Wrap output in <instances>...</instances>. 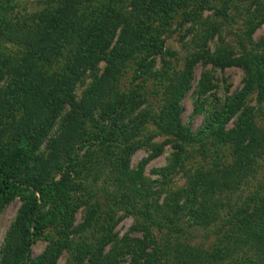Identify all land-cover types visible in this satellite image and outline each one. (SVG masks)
<instances>
[{
	"label": "rangeland",
	"instance_id": "rangeland-1",
	"mask_svg": "<svg viewBox=\"0 0 264 264\" xmlns=\"http://www.w3.org/2000/svg\"><path fill=\"white\" fill-rule=\"evenodd\" d=\"M109 1L0 0V92L11 105L0 120V168L24 187L37 185L50 192L40 202L26 263L97 264L109 253H124L115 264H135L130 240L148 236L144 227L150 226V236L170 264H177V253L184 249L203 253L205 264H235L239 252L223 261L214 257L228 229L216 233L222 217L235 221V211L250 194L264 193V151L241 157L233 142L219 143L211 124L216 115L227 113L223 123L228 132L246 112L247 122L262 132L253 139L263 144L259 90L243 100L239 111L229 110L246 84L245 70L202 61L180 102L189 135L180 150L174 147L176 138L163 133L157 122L195 51L264 57V0H230L223 16L216 10L227 0L176 3L149 22L143 41L101 94L89 98L87 90L103 74L105 63L77 82L73 95L78 107L73 111L58 93L48 101V84L41 91L28 90V84L57 83L74 45L56 37L55 55H34L28 45L6 39L4 29L45 15L49 35L66 17L65 9L100 11ZM251 23L259 24L252 33ZM72 112L79 118L75 134L64 146L51 148ZM124 147L133 148L130 156ZM178 151L177 170L163 178L160 171ZM124 166L131 172L143 167L137 184L119 178ZM28 203L29 196L18 193L0 209V264L6 237ZM209 211L210 217L203 218ZM258 250L257 245L245 246L241 253L256 257Z\"/></svg>",
	"mask_w": 264,
	"mask_h": 264
},
{
	"label": "trees",
	"instance_id": "trees-1",
	"mask_svg": "<svg viewBox=\"0 0 264 264\" xmlns=\"http://www.w3.org/2000/svg\"><path fill=\"white\" fill-rule=\"evenodd\" d=\"M68 1L70 3L72 0ZM184 1L110 0V3L100 11L98 9L96 11H91V9L81 11L74 6L73 11L67 12L68 9L63 11V17H66L62 18L58 28L49 35L48 31L52 28L46 25L49 17L45 15L34 17L29 24H26V21L23 25L19 22L11 23L4 29L3 35L10 42L28 45L34 55H55L58 49H52V43L56 37H59L60 41L64 40L70 45H74L73 57L66 65L65 73L57 83H53L54 85L51 87L49 82H44L40 86L38 84L33 86L28 84V90L33 88L35 91L43 90L48 84V101L55 96V93H58V96L63 98V103L70 104L73 111L78 107L73 95L75 85L77 82H81L87 72L97 73L99 64L105 63L103 74L100 78H96L94 85L87 90V97L101 94L119 73L124 65L123 61L143 41L149 22L158 15L165 14L176 3ZM206 2L205 4H208L209 0H206ZM229 3L230 0L224 2L221 9L216 10V15L223 16L227 12ZM91 5L90 3L88 7L91 8ZM128 7L131 8L130 11ZM254 20L252 19L253 22ZM257 26H259L258 23H251L250 33ZM58 34L59 36H57ZM258 56L251 52H245L238 57L220 53L212 55L208 51H195L191 54L178 86L161 107L158 116L157 124L162 132L176 138L175 149L180 150L182 142L189 138L188 131L182 124L183 110L180 102L190 89L195 67L200 62L205 61L220 68L238 67L244 69L246 84L234 97L231 105L228 106L229 110L233 108V111H239L244 104L243 100L248 98L255 90H259L260 96L258 98L264 101V57ZM3 94V92H0V120L3 115L5 116V113L8 114L11 107L9 102H5ZM226 115L227 113L216 115L211 124L213 135L217 137L220 144L233 142L241 157L243 155L252 157V154L264 151V143L260 144L261 140L253 139L254 137L256 139L261 138L260 134L257 137L256 133L262 134V132L256 130V127L247 122L250 119L246 117V112L242 115L236 128L228 132H225L223 123L228 119ZM68 118L66 129L64 128L62 133L52 141L51 148L64 146L66 138L73 133L75 134L76 129L73 130V126L79 118L73 112L72 115H68ZM178 142H181V145ZM125 149L130 156L133 148ZM172 157L175 160H171L168 167L160 171L163 178L174 173L178 168L180 152L174 153ZM120 173L119 178L123 182L135 185L142 177L143 167L138 172H131L124 166ZM65 182L64 180L57 184L59 186ZM119 182H121L120 179ZM18 193L27 194L29 203L20 211L16 223L6 237L2 264H27V255L34 243L35 232L33 230L40 214V202L50 194L42 186L35 185L33 190H31L30 185L22 186L10 171L0 168V209ZM210 215L211 211L204 212L202 217L208 218ZM233 216L235 221L233 218L222 217L221 230L219 229V233L216 234L220 235L224 229H228V231L219 239L220 246L213 254L214 257L223 261L233 255L235 257V254L239 252L234 261L235 264H264V193L254 192L250 194ZM172 230L176 231V228ZM144 231L148 236L143 239L130 240L134 244L130 247L133 251L132 261L135 264L140 262L141 264H170L168 260H163L167 258V255H164L163 250H160L154 242L153 235L150 236L152 231L150 226H145ZM256 245L258 248L260 247L256 257H249L248 254L241 253L245 246L252 248ZM121 255H124V253H109L97 264H115ZM204 257L203 253L196 249H184L181 253H177V264H205Z\"/></svg>",
	"mask_w": 264,
	"mask_h": 264
}]
</instances>
